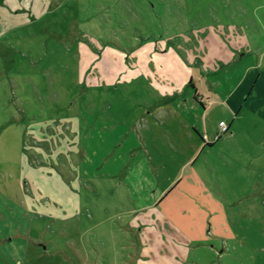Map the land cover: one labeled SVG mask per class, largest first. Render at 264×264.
<instances>
[{
    "label": "rangeland",
    "instance_id": "rangeland-1",
    "mask_svg": "<svg viewBox=\"0 0 264 264\" xmlns=\"http://www.w3.org/2000/svg\"><path fill=\"white\" fill-rule=\"evenodd\" d=\"M166 73H188L211 100L219 143L188 162L165 125L161 139L143 128ZM236 115L246 165L221 138ZM10 225L66 252L49 264H73L74 248L103 264H257L264 0H0V227Z\"/></svg>",
    "mask_w": 264,
    "mask_h": 264
},
{
    "label": "crops",
    "instance_id": "crops-1",
    "mask_svg": "<svg viewBox=\"0 0 264 264\" xmlns=\"http://www.w3.org/2000/svg\"><path fill=\"white\" fill-rule=\"evenodd\" d=\"M168 75L171 74L166 73L162 76L164 85H161V88L159 90L160 98L154 102L155 104L150 105V108L147 109V114L150 116V118L148 117L145 120L143 128L146 129L149 136L155 138L157 136L160 137L163 134V132L158 131L159 129H162V125H165V142H167L169 147L176 152L181 151L180 149H183V147L186 145V148L191 149L190 153H188V156L195 154L198 150H203L206 144H212V146H216L219 142L214 143L215 131L211 126H209V119H207V116L205 115L208 113L209 106L211 105V100H208L207 102L204 101L203 96L198 91L199 87H197L196 83L193 81V77L189 76L188 73L182 75L180 81L178 78L175 81L173 80V82H171L172 79L169 82V79L167 77ZM189 85H192V88H190ZM213 85L215 86V83H213ZM229 94L230 93L227 92V97L229 96ZM224 101L227 100H222V103ZM230 109L231 112L235 111L232 108ZM151 116H153L154 118H151ZM245 124V122H242V118L239 121L238 115L234 116V118H232V120H230V122L228 123V132L224 133L221 138H223V140L230 139L232 140V143L238 145L239 147V143H235L236 139H233L237 135H239V137L241 138L242 136H247V125ZM151 125L152 129L150 128ZM251 129L254 131V127H252ZM152 132L157 133L156 135H154ZM170 135L172 136V139ZM197 135L201 138V140ZM219 137L220 136H217V138ZM161 138L162 137H160L159 139ZM175 138L177 140H175ZM185 139L188 140L187 144H185ZM251 149L252 148H236V150H238V156L240 155L239 159L242 161V165H246L248 163L249 156L247 155H250ZM154 150L159 151L158 149ZM243 154H245L244 157ZM190 158L191 156H189L186 162H188ZM141 163H143V161H141L140 164ZM150 164L151 163H147L148 170L151 167ZM152 164L155 168H157L156 163L153 162ZM143 169H145V167ZM165 194L166 192L164 193V195ZM160 195L161 194L154 195L152 197L147 196L146 199L148 201V204L146 207L150 208ZM164 195L161 196V198H163ZM247 196H249V194ZM244 199H240L239 202L243 204L245 202ZM231 205L232 201L228 202V206ZM227 212H229V210H225V213ZM235 212L239 215V217H241L242 211ZM158 213H162L163 216L167 215V213H163L161 211H159ZM169 213L171 215L175 214L174 212ZM152 214L153 212L147 211V217H151ZM229 215L224 216V218H227V221L228 219L229 221H231V218L236 219L235 217L237 215ZM220 231L221 228L217 229L215 232L216 235L220 233ZM18 238L20 239V241L16 242ZM24 238L25 235L21 232L20 227L14 225H10L8 227H0V264H49V260H53V257L56 255H60L64 258L68 257L66 252L58 248L57 246H50L49 244H43L42 242L38 243L36 239L29 238V236L27 237V241H22L24 240ZM262 247H264V244L261 246V248ZM73 251L79 259L77 260L76 258H74L73 264H77L79 262L89 264H103L101 260L100 263H98L95 262L92 258H88V255H86L85 253L84 255H81L79 251L75 250V248ZM257 258V264H264V250H261V254L257 255ZM96 260L99 259L96 258Z\"/></svg>",
    "mask_w": 264,
    "mask_h": 264
},
{
    "label": "built area",
    "instance_id": "built-area-1",
    "mask_svg": "<svg viewBox=\"0 0 264 264\" xmlns=\"http://www.w3.org/2000/svg\"><path fill=\"white\" fill-rule=\"evenodd\" d=\"M222 124H224V123H222Z\"/></svg>",
    "mask_w": 264,
    "mask_h": 264
}]
</instances>
